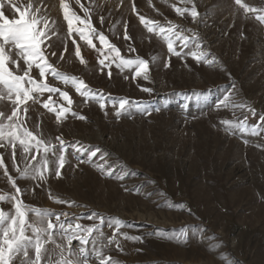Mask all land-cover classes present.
<instances>
[{
	"label": "rangeland",
	"instance_id": "374dc122",
	"mask_svg": "<svg viewBox=\"0 0 264 264\" xmlns=\"http://www.w3.org/2000/svg\"><path fill=\"white\" fill-rule=\"evenodd\" d=\"M16 2L22 8L27 3L41 7L49 22H55L57 35L51 50L56 55L50 62L59 71L82 79L90 92L117 100L128 98L151 114L133 110L131 116L117 118L110 103L101 110L98 103L86 102L72 85L49 77L52 86L69 93L72 112L86 119L67 113L58 124L56 113L42 105L51 95L53 106L68 107L59 93L46 92L38 103L30 101L28 129L57 147L56 137H62L67 142V163L60 177L50 164L46 182L20 179L13 167L12 149L0 148L4 165L0 168V194L14 192L4 176L7 168L28 205L65 212L67 220L86 226L98 223L88 219L98 213L105 224L97 247L116 231L107 221L119 218L124 223L120 233L141 239L127 240L117 234L120 248L112 244L104 251L118 264H264V121L260 119L264 116V23L256 18L264 15V0H242L256 10L247 13L234 0H192L199 13L195 22L188 13H176L175 7H192L184 0H80L79 5L69 0L81 17V5L89 9L93 25L121 55L149 60V81L133 79L134 69L121 72L115 65L109 77L108 68L101 71L96 49L77 38L86 61L81 64L66 35L59 0ZM4 11L14 18L10 9ZM140 16L165 25L171 21L186 35L195 34L200 50L214 64L197 63L189 49L180 47L181 56H170L166 43L147 31ZM94 43L100 47L98 40ZM129 46L135 51H129ZM153 56L157 57L154 62ZM32 75L38 76V70ZM229 93L246 107L215 108ZM12 108L7 97L0 99V112L10 115ZM245 117L247 127L259 126V135L239 129L224 131L221 121L239 122ZM76 141L100 147L109 155L106 160H100L98 154L93 163H79L80 154L71 147ZM49 159L54 157L49 154ZM97 164L113 169V175L122 179L106 176ZM16 165L25 166L19 149ZM49 193L74 204H57ZM0 207L9 210L11 205L0 203ZM78 244L74 241L73 247ZM87 247L91 257L92 244Z\"/></svg>",
	"mask_w": 264,
	"mask_h": 264
},
{
	"label": "snow or ice",
	"instance_id": "6c2138e0",
	"mask_svg": "<svg viewBox=\"0 0 264 264\" xmlns=\"http://www.w3.org/2000/svg\"><path fill=\"white\" fill-rule=\"evenodd\" d=\"M75 3L79 5L80 0H75ZM184 3H192V0H184ZM234 3L246 13L256 11L242 3V0H234ZM6 7L11 10L14 18L5 14ZM59 8L62 10L63 20L67 22L66 35L75 45L74 54L79 58L81 64H85L86 61L81 55L77 38L84 41L89 47L96 49L100 57L98 63L101 66V71L108 68L109 77L112 74L111 67L115 65L121 72L125 69H134L133 79L150 80L149 60L139 56L126 58L121 55L120 49L93 25L88 8L81 5L84 12L83 17L73 9L69 0H59ZM175 11L181 16L188 13L193 22L199 15L194 3L191 8L175 7ZM256 18L264 23V15H259ZM139 20L149 33H155L166 43L170 56H181V52L177 51V47H180L189 49V54L197 63L204 61L209 66L214 64L213 60L207 58L209 54L200 50V43L195 34L186 35L183 28L171 21L165 25L158 21L147 20L144 16H140ZM100 22L103 24V17L100 18ZM54 24V21L49 22L46 12L41 7H34L33 3H27L22 8L16 0H0V99L7 97L13 105L10 115L0 112V148L10 147L12 149L13 167L20 179L46 182V173L49 172L50 164L54 165V175L60 177L61 169L67 163L65 156L67 142L62 137H56L59 145L57 147L51 141L44 140L42 136L34 134L28 129L26 117L30 101L38 103L39 97L46 92L49 94L59 93V96L69 105L68 107L63 104L59 105V108L53 106L55 102L51 95L42 105L48 111L56 113L58 124L67 118V113H71L79 119H86V117L78 116L77 113L72 112L70 107L72 100L69 93L52 86L49 83V77L59 80L65 85H72L77 93L85 97L86 102L92 100L98 103L101 110H105L106 105L110 103L116 108L117 118L122 115L131 116L133 110L151 114V110L141 109L138 102H132L128 98L117 100L111 96L106 97L102 93L90 92L82 79L59 71L50 62V57L56 55L51 50L53 37L57 35ZM126 27L127 25H125ZM188 31L191 32V30ZM124 38L125 40L129 39L127 32H125ZM94 40L99 41V48ZM177 42L179 43L177 44ZM192 46L195 47L194 51L191 50ZM65 51H67L66 44ZM129 51L134 52L135 49L129 46ZM63 58V54H61L59 59ZM156 59L157 57H152L153 62ZM36 70H38V76L33 77L32 73ZM125 79L128 77L126 76ZM141 90L148 93L153 91L151 88H142ZM237 107L243 109L246 106L231 93L225 95L215 104L217 109ZM155 111H160V109L157 108ZM251 111L255 114L254 110ZM260 119L264 121V116H261ZM221 123L225 126V132L239 129L241 132L259 135L258 125L247 127V117L239 122L225 119ZM71 147L73 151L80 154L77 156L79 163H93L98 154H100V160H106L109 155L100 147L82 146L79 141L72 143ZM18 149L19 159L25 162L22 169L16 165ZM85 153L87 154L86 159H82L81 157ZM49 154L54 157L53 160L49 159ZM32 161H36V163H32ZM3 167V160L0 159V168ZM96 167L108 177L122 179V176H114V170L107 168L106 165L97 164ZM4 176L7 177L14 192L0 194V203L11 205L9 210L0 207V264H17V262L18 264H93V261L95 264H118V261L106 255L104 251L112 244H115L118 249L120 248L119 240L116 239L117 234L127 240L138 241L141 239L138 236L120 233L119 230L124 226V223L114 217L107 221V224L114 227L116 231L111 238L107 239V243H101L97 247L98 241L104 235L101 231V227L105 224L104 217L93 212L88 219L98 221V223L86 226L75 220H67L68 214L65 212L56 213L51 209L28 205L21 199L22 189L17 186L16 179L8 175L7 168H4ZM49 196L57 204H69L70 206L74 204V202L59 197H53L51 193ZM74 241L79 242L77 247H73ZM89 243L92 244L91 257L87 247Z\"/></svg>",
	"mask_w": 264,
	"mask_h": 264
}]
</instances>
